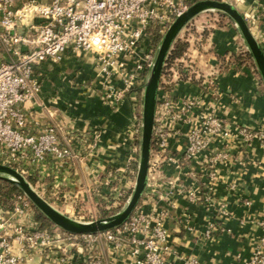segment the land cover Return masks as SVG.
<instances>
[{"label": "crops", "instance_id": "0c3cea01", "mask_svg": "<svg viewBox=\"0 0 264 264\" xmlns=\"http://www.w3.org/2000/svg\"><path fill=\"white\" fill-rule=\"evenodd\" d=\"M222 1L231 3L241 15L264 3ZM195 17L188 23L192 27ZM186 26L178 37L185 36ZM236 31L223 23L218 28L195 26L186 33L192 72L175 81L170 98L178 111L185 100H193L196 107L190 121L168 140L173 162H163L150 151L149 161L156 168L148 170V182L135 209L153 216L165 209V264H189L190 260L197 264H244L259 247L264 256V142L247 139L240 132L264 134V87L250 66L228 59L242 44ZM222 58L226 59L223 64ZM42 70L33 119L58 127L62 146L71 137L70 146L79 156L58 168L50 163L45 175L32 177L33 188L58 211L81 220L76 216L84 207H97L102 201L96 190L103 191L99 182L106 174L104 169L117 170V183L127 181L133 187L135 170L130 156L136 142L130 125L131 103L128 98L116 103L102 99L87 54L67 53L57 63L43 64ZM205 114L222 120L223 133L213 137L195 159L186 161L185 132L198 126ZM222 152L225 158L213 165L214 178L207 191L204 160ZM190 190L196 192L197 199L188 198ZM220 207L225 215L219 214ZM96 253L107 264H136L126 245L102 242ZM85 257V253L77 255L80 260ZM40 260L35 257L33 264Z\"/></svg>", "mask_w": 264, "mask_h": 264}, {"label": "built area", "instance_id": "2783aa9c", "mask_svg": "<svg viewBox=\"0 0 264 264\" xmlns=\"http://www.w3.org/2000/svg\"><path fill=\"white\" fill-rule=\"evenodd\" d=\"M191 3L189 0H0V164L27 179L45 175L50 163L58 168L79 156L70 146L71 137L62 146L58 127L33 119V108L42 88L43 64L57 63L67 53L91 57L94 79L100 85L103 100L116 103L129 99L132 126L136 128L134 133H138L137 89L142 87L157 44L149 41L147 30L157 27L161 37L170 22ZM242 16L264 52V3ZM191 72L190 64L185 63L182 74L188 77ZM170 92L158 89L152 130L153 150L163 162H173L167 151L168 140L190 121L196 107L193 100H185L182 109L176 110ZM167 122L173 126L169 127ZM223 127L218 117L203 115L198 126L185 132L183 159H195L213 137L223 133ZM240 132L247 139L264 142L263 133L243 129ZM224 158L222 152L204 160L207 191L214 178L213 165ZM154 168L156 164L149 161L148 170ZM118 175L114 170L99 182L109 190L112 188L109 194L115 197L132 189L128 183L112 184L111 178ZM98 192L104 199L103 192L96 190L97 196ZM187 196L190 200L197 199L193 190ZM13 201L10 209L0 206V264H33L35 257L41 258L38 264H107L96 253L102 242L129 246L136 264H165L168 250L162 226L165 209H160L156 216L134 209L115 233L75 235L54 226L44 228L31 217L32 205L23 194L15 195ZM218 212L226 214L223 207ZM261 224V246H264V222ZM210 232L211 228L206 236ZM68 247H74V251ZM81 253L86 254L85 259L77 258ZM188 263L197 264L192 260ZM244 264H264L261 248Z\"/></svg>", "mask_w": 264, "mask_h": 264}, {"label": "water", "instance_id": "95a60500", "mask_svg": "<svg viewBox=\"0 0 264 264\" xmlns=\"http://www.w3.org/2000/svg\"><path fill=\"white\" fill-rule=\"evenodd\" d=\"M225 15L235 25L264 87V52L254 39L243 16L229 2L222 0H198L176 16L157 41L153 57L146 71L141 91L139 149L133 187L122 208L106 217L90 221L71 218L49 204L15 169L0 164V180L17 188L44 219L61 231L75 235L96 234L120 227L132 215L148 182V166L151 151L152 130L160 79L166 57L182 29L202 12Z\"/></svg>", "mask_w": 264, "mask_h": 264}, {"label": "trees", "instance_id": "16d2710c", "mask_svg": "<svg viewBox=\"0 0 264 264\" xmlns=\"http://www.w3.org/2000/svg\"><path fill=\"white\" fill-rule=\"evenodd\" d=\"M219 19L223 17L218 14ZM190 24L186 26V32L182 37H178L175 42L172 44L169 53L166 57L164 68L162 71L160 85L159 88L163 91H171L172 87L177 79H184L187 78L185 75L182 74L183 66L185 63H189L190 66L192 63L189 62L190 58L188 57V37L186 33H190L193 31V28H190ZM149 41L152 44L157 43L160 38V33L158 32L157 27H150L147 30ZM204 37H200V42L203 40ZM228 59L232 62H242L243 64L250 66L253 71V64L249 61V56L247 51L243 50L242 46H239V50L235 54H231L228 56ZM226 59L222 58L221 62L224 63ZM228 60V61H229ZM192 68V66H191ZM175 75V78H174ZM191 75V74H190ZM154 149L153 144L151 143V150ZM131 168L135 170V162H131ZM32 185H34L35 181L31 178H27ZM17 194H22L17 188L11 186L10 184L0 181V206L4 209H10L13 205L14 196ZM104 214H107L104 212ZM34 218L37 222H39L42 226L47 228L52 227L51 223H49L43 216L34 209ZM119 228L114 229L113 231L118 230Z\"/></svg>", "mask_w": 264, "mask_h": 264}, {"label": "rangeland", "instance_id": "374dc122", "mask_svg": "<svg viewBox=\"0 0 264 264\" xmlns=\"http://www.w3.org/2000/svg\"><path fill=\"white\" fill-rule=\"evenodd\" d=\"M189 1L193 3V2L198 1V0H189ZM218 14L220 15V13H217V12H214V11H212V12H202V13L198 14L195 17L194 21L191 23L193 25V27L191 26L190 28L191 29L192 28L195 29V26H197V28H199V27L204 26V25L208 26V27H211V28H213V27L218 28V27H221L223 25V23L224 24L228 23V24L231 25L232 28H234L236 30L235 25L232 23V21L229 18H227L225 15L222 14L220 16H222L223 18L219 19ZM238 35H239V33H238ZM239 38H240V35H239ZM240 40L242 42L241 46H242L243 50H246L245 46H244V43H243L241 38H240ZM247 54H248V52H247ZM248 56H249V54H248ZM249 61L252 63V60H251L250 56H249ZM253 68H254V73L259 78L258 73L256 72L254 65H253ZM259 80H260V78H259ZM141 91H142V87L137 89V98H138V101L140 103H141ZM139 102H138V107H136V110H135L136 113H138V112L140 113V104H139ZM131 113H132V108H131ZM130 125L132 126L131 120H130ZM132 129L136 130V128L134 129V127ZM139 132L140 131H138V133H135V137L133 138L135 140V142H136L135 143V151H132L131 152V156H130V158H131L130 161L134 160V162H135V169H136V163H137V157H138V149H139ZM133 152H134V154H133ZM104 170H105L104 172L106 174H105V176L103 178L106 179L107 178V174L110 173V170H107V169H104ZM134 174H135V172H134ZM115 177H112L111 181L114 180L112 182V184L114 183V185L117 186L118 185V183L116 182L117 181V177L116 178ZM26 180L30 183V181L28 179H26ZM0 181H2V180H0ZM124 184H127V181L124 182L123 185ZM30 185L33 188V185L31 183H30ZM101 187L103 189L102 192H103V196L105 198L104 199L101 198L100 197V193L98 192L99 193L98 199L102 200L101 203H98L97 207L94 206V205L93 206L92 205H88V206L84 207V209L82 211V214L79 215V216H76V217H82L81 220H79V221L95 220V219H99V218H102V217L110 216V215L118 212L122 208V206L124 205L126 200L128 199L129 193L131 191V189H126V190L123 191V193L121 192V195L115 197L114 194H109L110 192H112V188H110V190H109L108 186L105 187L104 185H101ZM122 188H123V186H122ZM104 212L107 213V214H104ZM31 214H32L31 217L34 218V208L33 207H32V213ZM34 220H35V218H34ZM51 226H53V225L51 224ZM43 227L46 228V229H51L52 228V227L47 228L45 226H43ZM113 230L114 229L109 230V231L112 232V233H115L116 231H113ZM68 248L71 249L70 251H74V247H68Z\"/></svg>", "mask_w": 264, "mask_h": 264}]
</instances>
